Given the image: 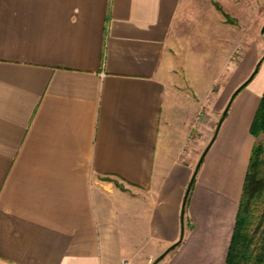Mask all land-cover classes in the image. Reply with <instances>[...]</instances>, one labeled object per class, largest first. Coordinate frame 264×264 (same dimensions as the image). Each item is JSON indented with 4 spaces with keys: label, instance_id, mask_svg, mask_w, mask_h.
<instances>
[{
    "label": "crops",
    "instance_id": "1",
    "mask_svg": "<svg viewBox=\"0 0 264 264\" xmlns=\"http://www.w3.org/2000/svg\"><path fill=\"white\" fill-rule=\"evenodd\" d=\"M188 2L0 0V264H124L137 235L155 256L179 240L195 168L168 111ZM210 3L264 23V0ZM263 94L236 96L159 264H227Z\"/></svg>",
    "mask_w": 264,
    "mask_h": 264
},
{
    "label": "rangeland",
    "instance_id": "2",
    "mask_svg": "<svg viewBox=\"0 0 264 264\" xmlns=\"http://www.w3.org/2000/svg\"><path fill=\"white\" fill-rule=\"evenodd\" d=\"M263 26L252 22L227 24L210 0H189L174 28L177 38L172 52L177 69L168 124L190 133L185 150L194 168L227 106L224 101L248 79L264 55V50H257L258 44L264 46ZM239 31H246L249 38L241 40ZM244 64L247 74L241 78L238 75ZM254 84H264V61L249 85ZM256 144L264 146V132L257 136ZM139 236L124 264H151L158 256L154 255V246Z\"/></svg>",
    "mask_w": 264,
    "mask_h": 264
},
{
    "label": "trees",
    "instance_id": "3",
    "mask_svg": "<svg viewBox=\"0 0 264 264\" xmlns=\"http://www.w3.org/2000/svg\"><path fill=\"white\" fill-rule=\"evenodd\" d=\"M251 132L256 137L264 132V94ZM115 182L123 187L122 184ZM227 264H264V146L262 144H255L252 150Z\"/></svg>",
    "mask_w": 264,
    "mask_h": 264
},
{
    "label": "water",
    "instance_id": "4",
    "mask_svg": "<svg viewBox=\"0 0 264 264\" xmlns=\"http://www.w3.org/2000/svg\"><path fill=\"white\" fill-rule=\"evenodd\" d=\"M262 34L264 35V26L262 28ZM264 61V55L262 56V58L258 61L257 63V66L255 68V70L253 71V73L248 77V79L246 81H244L236 90L235 92L232 94L227 106L225 107L220 119H219V122L217 124V127H216V130L214 132V135L212 137V139L210 140L209 144L207 145V147L205 148V150L203 151L195 169H194V172H193V175L191 177V180H190V183L187 187V190H186V194H185V197H184V201H183V204H182V209H181V222H182V230H181V235H180V238L178 241H176L174 244H172L171 246H169L163 253H161L159 256H157L152 262L151 264H159L161 261H163L165 259V257L172 251L174 250L184 239L185 237V214H186V208H187V202H188V199H189V195H190V192L192 190V187L196 181V178L198 176V173L200 171V168L202 166V163L207 155V153L209 152L210 148L212 147L213 143L215 142V140L217 139L218 137V134L220 132V129L224 123V121L226 120L227 118V115H228V112L230 110V107L233 103V101L235 100L236 96L245 88L247 87L251 82L252 80L254 79V77L256 76V74L258 73L262 63Z\"/></svg>",
    "mask_w": 264,
    "mask_h": 264
}]
</instances>
